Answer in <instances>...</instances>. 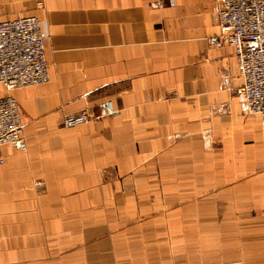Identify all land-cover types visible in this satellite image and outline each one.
I'll return each instance as SVG.
<instances>
[{"label": "crops", "instance_id": "obj_1", "mask_svg": "<svg viewBox=\"0 0 264 264\" xmlns=\"http://www.w3.org/2000/svg\"><path fill=\"white\" fill-rule=\"evenodd\" d=\"M25 16L50 80L11 91L28 149L3 148L0 264H264V122L209 41L216 1L0 0Z\"/></svg>", "mask_w": 264, "mask_h": 264}, {"label": "built area", "instance_id": "obj_2", "mask_svg": "<svg viewBox=\"0 0 264 264\" xmlns=\"http://www.w3.org/2000/svg\"><path fill=\"white\" fill-rule=\"evenodd\" d=\"M218 6L219 32L209 37L216 46L229 44L236 50L242 84L236 96L244 114H257L264 122V0H215ZM163 8L161 1L151 3ZM171 5H175L174 2ZM49 31L46 23L36 16L0 21V85L8 91L0 97V165L4 164L3 148L13 146L26 151L19 100L14 89L43 86L50 80L47 58ZM117 110L114 102H106V114ZM89 109L66 113L65 127H75L98 120Z\"/></svg>", "mask_w": 264, "mask_h": 264}, {"label": "rangeland", "instance_id": "obj_3", "mask_svg": "<svg viewBox=\"0 0 264 264\" xmlns=\"http://www.w3.org/2000/svg\"><path fill=\"white\" fill-rule=\"evenodd\" d=\"M0 86H2V85H0ZM8 92V91H7ZM84 125H87V124H84Z\"/></svg>", "mask_w": 264, "mask_h": 264}]
</instances>
